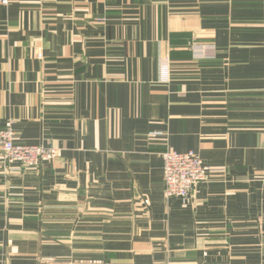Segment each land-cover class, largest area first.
<instances>
[{"label":"crops","instance_id":"crops-1","mask_svg":"<svg viewBox=\"0 0 264 264\" xmlns=\"http://www.w3.org/2000/svg\"><path fill=\"white\" fill-rule=\"evenodd\" d=\"M8 121L59 155L0 171V264H264V0H0Z\"/></svg>","mask_w":264,"mask_h":264},{"label":"built area","instance_id":"built-area-1","mask_svg":"<svg viewBox=\"0 0 264 264\" xmlns=\"http://www.w3.org/2000/svg\"><path fill=\"white\" fill-rule=\"evenodd\" d=\"M160 74L166 81L171 77V61L167 57L160 59ZM161 134L160 131H151L149 137L154 139ZM58 155L59 149L52 145L18 142L15 139L12 121H8L5 127L0 129V171L2 172H7L15 164L37 168L55 160ZM162 157L166 197L187 199L199 185L209 180V166L193 150L186 152L166 150L162 153Z\"/></svg>","mask_w":264,"mask_h":264},{"label":"rangeland","instance_id":"rangeland-1","mask_svg":"<svg viewBox=\"0 0 264 264\" xmlns=\"http://www.w3.org/2000/svg\"><path fill=\"white\" fill-rule=\"evenodd\" d=\"M186 152V151H185Z\"/></svg>","mask_w":264,"mask_h":264}]
</instances>
